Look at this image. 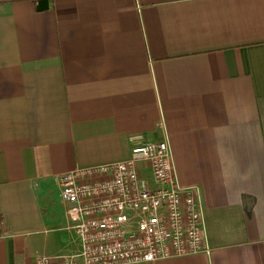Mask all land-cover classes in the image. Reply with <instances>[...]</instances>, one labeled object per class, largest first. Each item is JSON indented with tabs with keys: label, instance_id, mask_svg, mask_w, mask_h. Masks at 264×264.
I'll return each mask as SVG.
<instances>
[{
	"label": "crops",
	"instance_id": "1",
	"mask_svg": "<svg viewBox=\"0 0 264 264\" xmlns=\"http://www.w3.org/2000/svg\"><path fill=\"white\" fill-rule=\"evenodd\" d=\"M37 1L0 0V264L78 251L59 176L143 140L208 249L137 264H264V0Z\"/></svg>",
	"mask_w": 264,
	"mask_h": 264
},
{
	"label": "built area",
	"instance_id": "2",
	"mask_svg": "<svg viewBox=\"0 0 264 264\" xmlns=\"http://www.w3.org/2000/svg\"><path fill=\"white\" fill-rule=\"evenodd\" d=\"M58 184L80 248L34 264H137L208 249L196 190L177 183L166 141L135 142L126 159L75 168Z\"/></svg>",
	"mask_w": 264,
	"mask_h": 264
},
{
	"label": "water",
	"instance_id": "3",
	"mask_svg": "<svg viewBox=\"0 0 264 264\" xmlns=\"http://www.w3.org/2000/svg\"><path fill=\"white\" fill-rule=\"evenodd\" d=\"M48 7V0H38L36 4V9L38 11L45 10Z\"/></svg>",
	"mask_w": 264,
	"mask_h": 264
}]
</instances>
